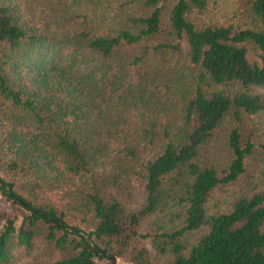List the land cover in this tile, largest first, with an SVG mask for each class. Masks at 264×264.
<instances>
[{
  "label": "trees",
  "instance_id": "16d2710c",
  "mask_svg": "<svg viewBox=\"0 0 264 264\" xmlns=\"http://www.w3.org/2000/svg\"><path fill=\"white\" fill-rule=\"evenodd\" d=\"M208 3L0 0V264H264V0Z\"/></svg>",
  "mask_w": 264,
  "mask_h": 264
},
{
  "label": "rangeland",
  "instance_id": "374dc122",
  "mask_svg": "<svg viewBox=\"0 0 264 264\" xmlns=\"http://www.w3.org/2000/svg\"><path fill=\"white\" fill-rule=\"evenodd\" d=\"M235 5L236 0H209L204 16L207 18L224 20L231 15ZM116 263L123 264V261L116 258ZM95 264H110V260L108 262L105 259L97 258Z\"/></svg>",
  "mask_w": 264,
  "mask_h": 264
},
{
  "label": "water",
  "instance_id": "95a60500",
  "mask_svg": "<svg viewBox=\"0 0 264 264\" xmlns=\"http://www.w3.org/2000/svg\"><path fill=\"white\" fill-rule=\"evenodd\" d=\"M86 239L89 241V238L87 236H86ZM89 244L93 246V244L90 241H89ZM93 249L96 250V251H98L99 253L105 255V252H103L101 249L96 248L95 246H93ZM108 258L110 260V264H117L116 263V257L115 256L109 255Z\"/></svg>",
  "mask_w": 264,
  "mask_h": 264
}]
</instances>
